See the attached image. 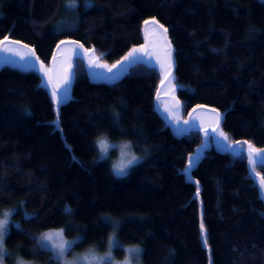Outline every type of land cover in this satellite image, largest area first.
<instances>
[{
  "label": "trees",
  "instance_id": "1",
  "mask_svg": "<svg viewBox=\"0 0 264 264\" xmlns=\"http://www.w3.org/2000/svg\"><path fill=\"white\" fill-rule=\"evenodd\" d=\"M65 1L0 0V41L28 45L49 64L57 44L74 39L114 63L144 42L143 23L156 19L172 45L184 115L198 106L215 109L231 142L264 148V0H93L67 17L71 29L59 30ZM73 70L57 130L41 73L0 67V211L12 204L29 211L7 233L6 246L28 258L49 257L37 237L63 227L68 237L79 236L76 249H104L120 219V240L142 247L143 264H264L257 187L264 167L250 177L247 152L210 142L185 173L204 137L169 125L156 104L160 72L145 63L119 79L94 80L79 56ZM103 132L132 139L137 151L147 144L148 159L115 179L96 149Z\"/></svg>",
  "mask_w": 264,
  "mask_h": 264
},
{
  "label": "snow or ice",
  "instance_id": "2",
  "mask_svg": "<svg viewBox=\"0 0 264 264\" xmlns=\"http://www.w3.org/2000/svg\"><path fill=\"white\" fill-rule=\"evenodd\" d=\"M85 4L87 6H91V0H85ZM76 7V0H68L66 4V8L68 10H75ZM149 22L145 21L147 25ZM160 28L163 29V26L160 25ZM166 33V29L163 30ZM19 42H15V46H12L8 42V38L5 37L4 41H0V51L3 52H12L14 54H19L17 51V47ZM62 46H70L71 47V55L77 56V54L83 53H90L88 55V67L91 68H102L105 69L107 73L111 74L107 77L104 76V73H93L95 77L99 78H106L108 80H116L119 79L125 72L128 71L129 68L134 67L137 64H147L148 67L152 69L153 72H163V78L161 79V85H164L165 81L171 85V92L175 93L177 85L173 84L172 81L174 80L173 76V67L174 61L171 55V48L169 45V50L165 54V59L162 61L158 57L155 51L150 50V46L148 44L141 45L140 47H133L127 55H125L122 60L117 61L116 63L112 64L111 66L98 62L99 58L95 56L94 49H85L84 46L79 41H61L60 44L57 45V49H61ZM26 51L23 55H21V59L25 61V67L34 69L35 71L42 73L45 81V86L49 87L50 89V98L52 102L56 105V116L57 120L53 123L57 124L58 129V121H59V106L62 104L63 100L67 99L68 93V86L72 82V78L74 76L73 65L71 63V57L68 58L67 66L62 69L61 72L54 73V69L46 68L42 63H38V58L33 59L34 57V50L27 49L25 46ZM147 58V60H146ZM57 57H53V61L55 62ZM173 99L175 97L173 96ZM157 102L160 101V94L157 93L156 97ZM181 104L178 100L175 103H171L165 106L164 111L170 119L168 120L169 125H176L178 126L181 121L179 118L178 113L180 112ZM196 109H193L195 112ZM25 114H29L27 110H25ZM190 119L184 120V125H191L189 128H179L178 131L182 133H190L195 130L197 133L203 132L205 137V143L201 146L200 149L197 150L195 155H191L188 159L187 167L184 169L185 173H188L192 166L200 159L201 152L203 147L207 146V142L210 140H215L216 143L220 144L222 148L225 150H231L233 154L243 156L245 153L244 147L241 142H236V145L228 142V136L224 134L222 131H218L219 124L222 119V115L219 112H216V127L209 128L204 127L201 124H197L196 118L192 116V113H189ZM217 136L221 137L222 140L217 139ZM247 143V153L246 158L249 162V175L250 177L255 175L254 169L256 167H264V150L256 149L251 143ZM114 148L115 145H112ZM101 151L107 152V148L104 145H101ZM101 157H105L101 155ZM129 163H138V161H130ZM127 173L121 169L117 172V175H126ZM258 191H259V198L264 200V177H260L258 182ZM199 194V187H197V195ZM67 211V209H66ZM12 212L7 211L3 213L4 219H0V259H3L5 255H7L6 251L4 250V237L7 233V226L9 224L10 216ZM103 220L108 221L109 218L102 217ZM201 233H205L206 229L201 221L200 224ZM40 240L45 242V247L50 248L53 253L55 259L58 261L60 260L61 256L65 251H70L76 241H65L63 239V233L59 230L56 231H49L45 233ZM79 240V238H77ZM50 242V243H48ZM206 243V241H205ZM110 247H120L119 242L115 239H111L109 241ZM108 264H111V261H108Z\"/></svg>",
  "mask_w": 264,
  "mask_h": 264
},
{
  "label": "rangeland",
  "instance_id": "3",
  "mask_svg": "<svg viewBox=\"0 0 264 264\" xmlns=\"http://www.w3.org/2000/svg\"><path fill=\"white\" fill-rule=\"evenodd\" d=\"M67 2H68V0L65 1V3H64L65 6H66ZM91 4H93V0H91ZM79 7L80 8L88 7L85 4V0H76L75 10L78 9ZM63 12H64V17L65 18L60 20V22L57 24V27L59 28V30L71 29L72 27H70V26L72 25V22L67 17L69 15L70 16H76L75 12H77V11H74V10L70 11L66 7L65 8L63 7ZM145 34H146V41L143 42L141 45L148 44L150 46V50L155 51L157 53L158 57L160 58V60L163 61L165 59L166 52L169 50V44H168V41L166 39L164 31L160 28V26L156 22L149 21V23L147 25H145ZM9 44L12 45V46H15V43L9 42ZM141 45L134 46V47H140ZM87 49H93V48H87ZM130 50H128V52ZM17 51H18L19 54H14L12 52L0 51V59H1V57H3L6 60H10V61L18 63V64H20L22 66H25V61L21 59V55L24 54V52L26 51V48L18 45ZM127 53L125 55H127ZM94 54H95L96 57L99 58L98 62L107 64L109 66H111L114 63H116L117 61L122 60V58L125 56V55L122 56L120 59H118L114 63H109L107 61H104V60L100 59V56L95 51H94ZM88 55H90V53H83L82 52V55L79 54V53L77 54V56L84 58L87 61V63H88ZM171 55H172V53H171ZM77 56L75 57V56L71 55V47L70 46H62V48L58 49V51H57V54H56L57 60L54 62V64L50 65V63L46 64V63H43V62H42V64L46 68L54 69V73L53 74L55 75L56 73L61 72L62 69L67 66L69 57H71V63L73 65V67H74V64L77 61ZM33 59H35V57H33ZM146 60H147V58H146ZM26 68H28V67H26ZM90 72H91V75H93V73H104V75H106V77L111 75V74L107 73L105 69H102V68H91ZM160 73H161V76L163 78L164 73L163 72H160ZM93 77H95V76L93 75ZM95 78H97V77H95ZM172 83L175 84V81L173 80ZM70 87H71V84L68 86V93L70 92L69 91ZM159 94H160V101L158 102L159 107L162 109V111L164 112L166 117L168 119H170V117H168L167 114L164 111L165 106L168 105V104H171V103H175L176 100H178L180 102V100H179V98H178V96L176 94V91H175V93L171 92V85H169L167 81H165L164 85H161ZM173 96L175 97L176 100L173 99ZM180 104H181V102H180ZM216 112L217 111H214V110H211V109H207V108H197L195 112L192 111L191 113H192V116L196 118L197 124H201L204 127L213 128V127H216ZM178 115H179L181 123L178 126H176V125H172V126H173L174 130L179 133L180 131L177 130L178 127L179 128H189V127H191V125H184L183 124V121L190 119V117L187 114L184 115L182 107H181L180 112L178 113ZM218 131H222L224 134H226V132L221 127H219ZM203 137H204V135H203ZM217 139L222 140V138L219 137V136H217ZM112 141L113 142H118V141H115V140H112ZM210 142H215L216 143L215 140H210V141L207 142V145ZM228 142L232 143L233 145H236V142H231L229 139H228ZM204 143H205V137H204ZM216 145L218 146V148L224 149V148H222L220 146V144L216 143ZM242 145L244 147L245 152H247V143H242ZM200 148H201V146L198 149H200ZM256 149L264 150V148H256ZM197 150L195 152H193L192 154H190V156L191 155H195ZM110 155L114 158L117 155V152L116 151H112ZM99 157H100V155H99ZM190 170H189V172H190ZM5 210L12 212V215L10 216V219H9V224L7 226V233L14 227H20L22 225V220L21 219L23 217H26V216L29 215L28 214L29 211L27 210L25 205L12 204L10 206H7V207L3 208L0 211V217L3 216V213H4ZM115 221L120 223V219H116ZM60 229L63 230V236L66 237L68 239V241H76L77 242V238H79V236L72 237V238L68 237L65 234V231H64L63 227H54V228H49V229L43 230L42 232L39 233L38 237H40V235L42 233H44V232L56 231V230H60ZM7 233H6V235H7ZM6 235H5V237H6ZM5 237H4V250L6 251L7 255H5L4 258H3L4 264H15V261H16L17 257H22L23 259H25L28 262V264H59V261L57 259H55V257H54L53 251L50 248L45 247V242H42L40 239H38V237H37L38 248L40 250L41 249L50 250L51 254H50L49 257H48V255L45 256V257H42V256L38 257L37 256V257H34V258L25 257L22 254H19L18 252H15L14 250H11L10 248H8L6 246V244H5ZM115 240L118 241L119 245H120V247H113L114 255L116 257H123L124 249L126 247H128L130 245H136V244L123 243L120 240L119 236H118V230H117V236H116ZM48 243H50V242H48ZM107 246H108V242H107ZM104 249H101V250H104ZM78 250H80V249H76L75 244H74L73 247L71 248V250L67 251V252H68L69 255H71L73 252L78 251ZM119 253H123V254L120 256Z\"/></svg>",
  "mask_w": 264,
  "mask_h": 264
},
{
  "label": "clouds",
  "instance_id": "4",
  "mask_svg": "<svg viewBox=\"0 0 264 264\" xmlns=\"http://www.w3.org/2000/svg\"><path fill=\"white\" fill-rule=\"evenodd\" d=\"M113 114L118 120L119 114L116 112ZM95 145L98 154L100 156L104 155L109 159V171L117 180L125 179L127 175L130 174L132 168L148 159L151 152V148L147 144L141 145L140 150L137 151V146L132 139L125 138L118 142H113L106 132L100 133L95 137ZM101 145H104L107 148L106 153L101 151ZM112 145H115V147L113 148ZM112 151L117 152V155L114 158L110 155ZM130 161H138V163H129ZM121 169L127 174L117 175V172ZM4 212H7V210ZM0 219H4V217L2 216ZM118 228L119 222L113 221V230L108 236V246L104 250L99 249L94 244H90L83 249L73 252L71 255L65 251L59 260V264H108L109 260L111 261V264H143V249L138 245H130L126 247L124 249L123 257H116L114 255V250L110 247L109 241L116 238ZM59 231L63 233L62 229ZM45 233L47 232L42 233L38 239H40ZM63 239L66 242L68 241L64 236ZM0 264H4L3 259H0ZM15 264H28V262L22 257H17Z\"/></svg>",
  "mask_w": 264,
  "mask_h": 264
},
{
  "label": "water",
  "instance_id": "5",
  "mask_svg": "<svg viewBox=\"0 0 264 264\" xmlns=\"http://www.w3.org/2000/svg\"><path fill=\"white\" fill-rule=\"evenodd\" d=\"M146 21H148V22H149V21H154V22H156L159 26L162 25V24H161L160 22H158L156 19H148V20H146ZM145 25H146V24H145V22H144V23H143V36H144V42L146 41ZM162 26H163V25H162ZM164 29H166V28L163 26V29H162V30H164ZM166 30H167V29H166ZM165 36H166V39H167V41H168V44L170 45L171 53H172V58H173L172 45H171V43H170V41H169L167 31H166V33H165ZM62 41H76V40H74V39H64V40H62ZM8 42L15 43V42H17V41L8 40ZM60 42H61V41H60ZM60 42H59L58 44H60ZM58 44H57V45H58ZM19 45L22 46V47L27 46L28 49H32V50H34L32 47H30V46H28V45H25V44H22V43H20V42H19ZM84 48H85V47H84ZM85 49H87V48H85ZM57 51H58V49H57V46H56L55 49H54V53H53L52 59H51V61H50V65L54 64L53 57H54V56L56 57ZM34 54H35V55H34L35 59L38 58V56L36 55L35 51H34ZM85 61H86V60H85ZM173 61H174V58H173ZM37 62H38V63H42L41 60H40L39 58H38V61H37ZM4 63L14 64V65H18V66H21V67H23V68H26L25 66H22V65H20V64H18V63H15V62L10 61V60H6V59H4L3 57H1V59H0V67H1ZM86 65H87V68H88L89 75L92 77V79H94V80L106 79V78H99V77L95 78V77H93V75H91L90 68L88 67V63H87V61H86ZM173 71H174V67H173L172 72H173ZM41 76H42V79H43V83L45 84L44 77H43L42 73H41ZM104 76L106 77V75H104ZM160 87H161V83H160V86H159L158 92H160ZM47 88H48V90H49V92H50L49 87H47ZM69 91H70V89H69ZM70 96H71V91L67 94V99L63 100L62 104L65 103V102L68 100V98H69ZM175 100H176V99H175ZM156 104H157L158 108L161 110L162 114L165 116V118H166L167 120H169V119L166 117V115L164 114V112L162 111V109L159 107V104H158L157 100H156ZM197 108H206V107L198 106V107H195V108H193V109H197ZM193 109H192L189 113H191V112L193 111ZM207 109H211V110L217 111V110L212 109V108H207ZM217 112H218V111H217ZM189 113H188L187 115H189ZM171 126H172V125H171ZM172 127H173V126H172ZM173 129H174V128H173ZM176 133H178V132H176ZM179 134H182V132H179ZM214 143H215V142H214ZM215 145H216V143H215Z\"/></svg>",
  "mask_w": 264,
  "mask_h": 264
}]
</instances>
